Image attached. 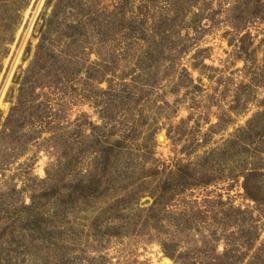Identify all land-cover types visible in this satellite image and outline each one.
<instances>
[{"label": "rangeland", "instance_id": "374dc122", "mask_svg": "<svg viewBox=\"0 0 264 264\" xmlns=\"http://www.w3.org/2000/svg\"><path fill=\"white\" fill-rule=\"evenodd\" d=\"M0 264H264V0H0Z\"/></svg>", "mask_w": 264, "mask_h": 264}, {"label": "trees", "instance_id": "16d2710c", "mask_svg": "<svg viewBox=\"0 0 264 264\" xmlns=\"http://www.w3.org/2000/svg\"><path fill=\"white\" fill-rule=\"evenodd\" d=\"M9 17V16H8ZM13 19H15V17H12V16H10L9 18H8V21H11V20H13ZM5 22H7V21H5ZM4 22V23H5Z\"/></svg>", "mask_w": 264, "mask_h": 264}]
</instances>
